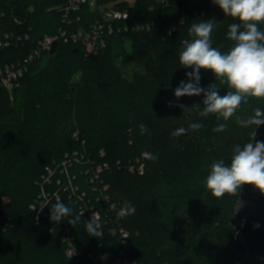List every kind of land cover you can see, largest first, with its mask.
I'll return each mask as SVG.
<instances>
[{"label":"trees","instance_id":"obj_1","mask_svg":"<svg viewBox=\"0 0 264 264\" xmlns=\"http://www.w3.org/2000/svg\"><path fill=\"white\" fill-rule=\"evenodd\" d=\"M67 2L0 0V36L28 33L37 39L55 33L60 8ZM101 5L127 10L132 23L152 28L111 38L107 48L92 55L82 46L59 42L52 55L30 66L19 88L12 93L0 89V264H80L66 255L67 227L88 250L117 247L108 234L103 239L90 236L82 217L76 226L68 223L79 209L67 196L63 203L73 209L72 215L60 223H53L50 215L35 221L32 205L40 193L39 181L48 167L64 162L70 163L75 184L88 193V169L109 165L101 176L109 193L136 208L134 215L123 217V226L137 264H167L171 258L181 264H254L249 255L235 251L230 220L236 197H213L204 180L215 161L223 159L227 165L236 145L253 142L257 128L241 127L236 116L246 118L255 108L264 109V98H249L224 121L216 114L199 115L203 94L174 96L192 70L179 59L185 42L193 39L191 24L213 19L211 44L226 53L234 44L227 36L229 25L238 20L226 16L213 0H137L134 6L127 0H102ZM78 15L83 27L96 18L89 5ZM259 27L263 31L264 23ZM128 38H134L133 50L123 55L119 44ZM32 46L33 41L0 48V64L24 58ZM200 75L202 87L217 82L211 70L201 69ZM219 91L223 96L228 87ZM141 123L148 128L146 134L140 132ZM190 123L203 127L171 135ZM220 123L227 124L226 130L215 132ZM145 152L157 159L148 161L144 174L129 171L127 166ZM154 221L162 233L158 240L145 225ZM100 242L107 246L99 248Z\"/></svg>","mask_w":264,"mask_h":264},{"label":"clouds","instance_id":"obj_2","mask_svg":"<svg viewBox=\"0 0 264 264\" xmlns=\"http://www.w3.org/2000/svg\"><path fill=\"white\" fill-rule=\"evenodd\" d=\"M213 3L218 5L226 16L238 20L237 23L229 25L227 33L234 44L228 52L222 53L211 44V34L216 27L213 19L192 23L189 36L193 39L185 42L179 57L183 67L192 70L186 72L188 82L181 81L174 91V96L180 98L203 94V107L199 115L207 117L216 114L217 120L228 121L237 113L242 103H248L249 98H264V31L259 27L264 23V0H213ZM201 69L211 70L217 82L206 88L200 86ZM223 85L228 87V91L221 96L219 89ZM169 106H172L171 102ZM177 106L184 111L189 109L182 104ZM236 122L241 127L255 126L256 129L264 125V109L255 108L253 114L246 118L236 116ZM138 127L141 134L148 132L145 124L141 123ZM202 127L201 123H190L188 128L179 127L171 135L179 137L190 131H199ZM226 128V123H220L214 131L223 132ZM255 134L254 130L253 137ZM147 155L152 160L157 159V156L151 153ZM244 184L254 185L264 194V141L236 145L230 163L226 165L223 159L215 161L204 180L205 189L213 197H236L232 214L239 211L238 197ZM135 212L136 208L125 200L117 215L118 218H123L134 215ZM73 213V209L57 197V202L52 205L50 220L56 223ZM83 213V210L75 213L68 223L73 226L81 223ZM84 229L90 236L101 237L103 231L100 216L92 214L91 219L84 223Z\"/></svg>","mask_w":264,"mask_h":264},{"label":"built area","instance_id":"obj_3","mask_svg":"<svg viewBox=\"0 0 264 264\" xmlns=\"http://www.w3.org/2000/svg\"><path fill=\"white\" fill-rule=\"evenodd\" d=\"M101 1L68 0L60 8L61 23L53 34H44L37 39L28 33H5L1 35V49L25 46L32 41L34 46L30 48L24 58L15 62L0 64V89L12 93L19 88L30 66L44 56L51 54L54 44L58 45L59 42H64L74 46H82L86 55H92L107 48L108 40L111 38L152 28L150 24L132 23L129 11L116 7H105L101 5ZM158 1L160 3L167 2V0ZM86 5H89L92 11L96 12V18L89 22L86 27H83L79 26L83 22V17L78 13ZM205 14L206 11H203L201 16ZM18 23L21 24L19 21ZM175 30L176 26L174 25L171 31ZM147 154L149 153H143L136 162L129 164L127 166L129 171L144 174L150 160ZM69 166L70 163L64 162L54 168L48 167L46 173L42 175L39 181L40 193L32 205L35 221L39 223L48 218L52 205L57 202V197L63 202L64 196H67L69 199L75 200L79 212L84 211L82 219L85 222L91 219L92 214L100 216L103 235L99 238L103 239L108 234L117 243V247L113 245L116 247L115 249L112 246L109 247L112 250H88L83 244L78 243L76 235L67 227L63 242L66 245V255L69 258L75 259L80 264H137L131 258L130 233L123 226V218H118L117 215L123 204L113 198L109 193V185L101 177L109 169V165L95 164L92 169H88L89 179L87 182L91 184V193L81 190V187L75 184L76 177L70 173ZM104 246H107L104 242L98 244L99 248ZM73 249L74 254L71 255Z\"/></svg>","mask_w":264,"mask_h":264},{"label":"water","instance_id":"obj_4","mask_svg":"<svg viewBox=\"0 0 264 264\" xmlns=\"http://www.w3.org/2000/svg\"><path fill=\"white\" fill-rule=\"evenodd\" d=\"M56 47L54 44L51 55ZM255 133L253 143L264 141V125H260ZM230 222L235 229V251L249 255L254 264H264V194L254 185H242L239 211L233 214Z\"/></svg>","mask_w":264,"mask_h":264},{"label":"rangeland","instance_id":"obj_5","mask_svg":"<svg viewBox=\"0 0 264 264\" xmlns=\"http://www.w3.org/2000/svg\"><path fill=\"white\" fill-rule=\"evenodd\" d=\"M136 1L137 0H127V2L131 6H134L135 3H136ZM133 46H134V38L124 39V40H122L120 42L118 51H120L121 48H122L123 49V55H130L131 52H132V50H133ZM115 50H117V49H115ZM132 66H133V64H132ZM78 76H76V77L78 78ZM10 95L13 96V94H10ZM11 99H13V98H11ZM151 212H153V210ZM185 217H183V219H185ZM145 225H146V227L147 226L149 227V229H150V236H151L152 239H157L158 240V239H160L162 237V233L159 231V226L157 225L156 221L152 222L151 224H149V223L146 222ZM167 264H181V262H177L173 258H171V259H169V262H167Z\"/></svg>","mask_w":264,"mask_h":264}]
</instances>
